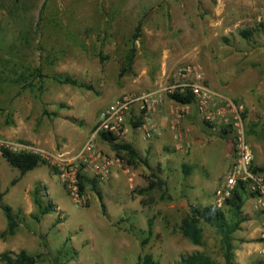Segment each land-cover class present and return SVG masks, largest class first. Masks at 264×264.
Segmentation results:
<instances>
[{
    "label": "rangeland",
    "instance_id": "1",
    "mask_svg": "<svg viewBox=\"0 0 264 264\" xmlns=\"http://www.w3.org/2000/svg\"><path fill=\"white\" fill-rule=\"evenodd\" d=\"M244 30L253 31L243 37ZM130 48L136 51L131 71L122 73ZM191 63L202 66L214 91L244 104L253 160L261 162L253 164L264 176V0H0V140L68 158L110 102L124 92L170 82ZM55 75L88 88L59 83ZM132 121L126 118L123 141L150 167L129 164L96 137L100 150L120 164L105 179L87 176L101 197L90 182L80 181L83 206L65 189L53 158L21 175L0 154V204L9 205L19 223L14 234L7 233L0 207V253L25 250L37 257L36 264H141L145 254L160 264H178L200 253L210 264H224L215 227L200 219L202 239L195 245L182 235L180 223L193 206L219 208L214 190L221 179H215L232 160L222 158L218 147L230 150V138L208 126L194 106L176 128L183 150L172 135L153 145L154 135L143 138ZM191 141L203 145L202 152L194 151L203 166L192 161ZM153 172L161 186L149 187ZM36 188L42 206L51 205L44 215L34 203ZM250 197L233 236L257 228V238L248 241L249 261L242 264H264L255 243L264 220L257 198Z\"/></svg>",
    "mask_w": 264,
    "mask_h": 264
},
{
    "label": "built area",
    "instance_id": "2",
    "mask_svg": "<svg viewBox=\"0 0 264 264\" xmlns=\"http://www.w3.org/2000/svg\"><path fill=\"white\" fill-rule=\"evenodd\" d=\"M176 93L190 94L193 103H179L173 100L171 96ZM167 99L175 105L170 123L174 131L192 105L205 123L227 131L232 161L214 190L216 206L221 207L231 196L236 185L243 182L248 192L255 194L258 209L264 211V176L253 164V153L246 136L245 106L214 91L206 83L202 66L197 63L179 68L170 82L152 89L127 91L114 99L99 113L90 136L68 158L55 156L34 146L4 140H0V154L3 149H7L33 152L39 154L43 160L53 158L56 164H59L60 178L65 189L77 205L83 206L86 204V199L79 190L82 176L105 179L114 167L120 164L118 158L106 156L96 145V137L99 133H109L118 140H123L127 134L126 118L131 117L137 128L141 129L143 138L149 139L157 132L152 113ZM173 137L180 140L177 132H174ZM184 148L186 144L180 141L177 149ZM125 172L128 173L129 170L126 169ZM257 251L264 258V233L261 235Z\"/></svg>",
    "mask_w": 264,
    "mask_h": 264
},
{
    "label": "trees",
    "instance_id": "3",
    "mask_svg": "<svg viewBox=\"0 0 264 264\" xmlns=\"http://www.w3.org/2000/svg\"><path fill=\"white\" fill-rule=\"evenodd\" d=\"M140 25L141 24L138 23L136 27L137 31L140 29ZM252 31L253 30H244L241 32V35L243 37H247L248 35L252 34ZM136 36L137 35H134V37ZM135 55L136 51L134 48H130L129 51L125 54V63L124 67L121 70L122 73L131 71ZM37 76L42 77V73L39 71ZM52 78L59 83L88 88V86L83 82H79L78 80H76L75 78H71L70 76L55 75ZM1 79L2 77L0 76V81ZM171 98L179 103H193V97L190 94L182 95L176 93L173 94ZM132 123L134 127L137 126L134 121H132ZM206 124L208 126H211L208 123ZM98 136H100L103 140L110 142L115 152L118 155H122V157L124 158L126 157L129 164L136 166L138 163H142L146 167H150L148 160L141 157L138 150L130 142L118 140L115 136L105 132L99 133ZM220 136L226 138L227 131L224 129H220ZM2 156L12 166L17 167L21 175L25 174L29 170L34 169L40 163L44 162L39 154L28 151L12 152L10 150L3 149ZM188 167L189 166H184L185 172H187ZM255 169L261 170V167H256ZM151 175L156 178V180H151L149 187L161 186L162 181L160 180V178H158V176H156L154 172L151 173ZM81 180L90 182L97 195L101 197L100 192L96 189L95 179H89L84 175L82 176ZM14 182L15 180H13L12 183ZM79 187L80 190L83 188L82 183L79 184ZM38 192L39 189L36 188L34 190V203L38 205L40 215H44L49 212L51 205L48 204L46 206H42L41 202H39L36 196ZM246 195L254 196L255 194L252 192H248L245 183L239 182L233 190L231 196L224 201L222 207H191L190 213L186 217H184L180 223V231L182 235L192 244H201L202 228L199 226V220L203 219L205 222L215 227L220 235L219 246L224 264H237L235 259V247L233 244L235 239L233 233L240 228L241 223L244 221L241 211ZM101 205L103 210L105 211L104 204L102 203ZM0 207L6 219L7 233L14 234L19 225L16 214L13 212L12 208L9 205L0 204ZM224 207L226 208L225 211ZM147 233L148 237L153 233L151 219H148L147 221ZM145 241H147V238L145 239ZM0 260L4 264H36L37 257L29 254L25 250H19L18 252L4 251L0 253ZM140 263L160 264L158 261L154 260L150 254H145L143 257H141ZM178 264H210V261L200 253H193L183 257Z\"/></svg>",
    "mask_w": 264,
    "mask_h": 264
},
{
    "label": "crops",
    "instance_id": "4",
    "mask_svg": "<svg viewBox=\"0 0 264 264\" xmlns=\"http://www.w3.org/2000/svg\"><path fill=\"white\" fill-rule=\"evenodd\" d=\"M174 109H175V105L170 99L165 100L160 106H158L157 108L154 109V111L152 113V116H153L154 121H155L156 126H157V132L154 134V136H153L154 138H153V140L151 142V143H153V145H158L159 146L161 142H163L165 139H167V138H165L166 136H171V135H172V139H174L173 141L176 144V146L181 141V140H177V139H175L173 137L174 132H177V130L174 131L171 128V126H170L172 113H173ZM177 129H178V126H177ZM191 140H193V139L191 138ZM190 143H191V145H190V150L189 151H190L191 155L193 153L192 161L198 162L196 164L203 166V161H202L203 159L201 160V162H199L198 160L200 158H197L195 156L196 153L198 154L199 152L203 151L202 150L203 149V145L202 144H197L194 141H191ZM218 150L221 152L220 154L222 155V158L227 159V162L230 163V160H232L231 154H230V150L229 149L227 150L226 146L225 147H218ZM194 151L196 153H194ZM228 158H229V160H228ZM254 162L256 164H260L261 163V162L257 161L256 159L253 160V163ZM191 163H193V162H191ZM225 168L227 170V167H225ZM224 174L225 173H219L218 176L216 177L217 179H215V182L219 181L220 179L222 180ZM198 175H200L199 172H198ZM201 179H202V177H201ZM205 188L207 189V187H205ZM250 199L254 200L255 198L254 197H250ZM256 211L259 212L258 214L261 217H263V220H264V211L263 210H256ZM260 216H256V217L257 218H261ZM262 228H264V221L262 223ZM256 235H259V232L257 231V228H255V227L251 231L248 230V229H244L243 228L242 234H238L237 235L236 239L233 242L234 247H235V256H236L235 259H236L237 264H242L243 261H246V262L249 261L248 253H249V249H250L249 245L251 243L248 242V241L251 240V239H256L257 238ZM260 242H261V236L259 237L258 241H255V243L259 245Z\"/></svg>",
    "mask_w": 264,
    "mask_h": 264
}]
</instances>
